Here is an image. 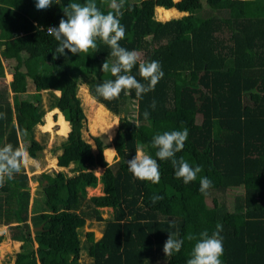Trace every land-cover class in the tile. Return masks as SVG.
<instances>
[{
    "label": "trees",
    "instance_id": "trees-1",
    "mask_svg": "<svg viewBox=\"0 0 264 264\" xmlns=\"http://www.w3.org/2000/svg\"><path fill=\"white\" fill-rule=\"evenodd\" d=\"M53 2L37 9L36 0H0V74L3 60L12 62L13 70L11 99L6 87L0 90V146L21 150L20 141L26 140L28 156L37 158L43 144L33 134L43 122L40 92L45 91L48 109L57 108L66 120L59 116L60 132L70 126L58 165L73 164L74 172L40 173L43 204L30 216L24 165L0 185V222L15 223L12 238L21 241L15 264H80V229L86 220H104V207L112 209V216L105 219L102 235L95 239L92 231L84 234L92 264H156L169 234L184 244L172 256L164 255V264H186L196 243L187 236L199 237L205 230L211 235L217 224L223 226L221 264H264V0H126L120 46L140 52L143 61H158L164 75L142 97L132 89L114 100L96 92L98 85L116 79L100 69L105 60L110 66L114 62L111 48L97 39L94 53L72 54L66 49V55H59V42L45 31L59 25L68 3L86 0ZM96 3L103 13L111 11L108 0ZM157 6L185 14L160 21L154 18ZM204 8L208 10L202 12ZM93 66L97 71L88 83L89 94L115 114L136 110L134 119L120 120L112 139L117 160L110 165L102 154L103 140L94 138L93 152L81 134L85 115L77 77L93 73ZM130 74L148 83L139 74V63ZM30 90L32 100L21 98ZM49 124L47 118L44 126ZM184 128L188 137L175 158L203 169L188 184L175 176L170 160L156 157L152 147L156 134ZM137 149L157 160L159 183L137 179L127 167ZM91 166L104 170L97 177L88 170ZM200 177L212 182L205 192L199 190ZM98 182L102 194L88 197L86 188ZM230 188L242 189L232 210L221 197ZM154 195L163 199L152 203ZM28 219L33 227L41 225L35 231L36 248Z\"/></svg>",
    "mask_w": 264,
    "mask_h": 264
},
{
    "label": "clouds",
    "instance_id": "clouds-1",
    "mask_svg": "<svg viewBox=\"0 0 264 264\" xmlns=\"http://www.w3.org/2000/svg\"><path fill=\"white\" fill-rule=\"evenodd\" d=\"M53 3V0H36L35 7L46 9ZM125 3L126 0H108V7L111 11H108L107 14L100 10L96 0H86L84 4L68 3L63 8L64 17L60 19L58 27L47 29V33L59 42L55 50L59 55H66V49L72 54L94 53L98 47L97 39L111 48V56L115 58L114 62L110 66V62L105 60L100 69L103 72L110 71L116 79L107 80L96 88V92L106 100L118 99L122 91L127 94L132 89H135L137 97H142L143 94L154 90L155 85L164 75L158 61H143L136 51H129L120 46L119 41L125 36V28L120 23ZM137 63H139V74L148 81L147 84L141 83L130 74ZM151 107H155V101ZM143 115L147 119L149 113L145 111ZM119 122L115 125H118ZM187 137L188 129L184 128L183 130L156 134L152 140V147L157 149L156 157L160 160H170L175 168V176L181 178L185 184L196 180L198 173L203 170L200 165L192 167L183 158H175L176 153L183 149ZM26 159L27 154L19 149H14L11 144L0 146V185L6 178L11 179L14 175L19 174ZM126 163L137 179L151 181L154 184L160 182L157 160L142 149H137L135 156ZM211 186L212 182L209 178L200 177L199 190L201 192L207 191ZM162 199V196L154 195L150 201L156 203ZM222 229L223 226L217 224L216 231L211 235L207 230L199 233V237L189 234L187 239L195 240L196 243L186 264H221L220 257L224 251L220 237ZM183 244V239H175L169 234L163 244L165 257L179 252Z\"/></svg>",
    "mask_w": 264,
    "mask_h": 264
},
{
    "label": "rangeland",
    "instance_id": "rangeland-1",
    "mask_svg": "<svg viewBox=\"0 0 264 264\" xmlns=\"http://www.w3.org/2000/svg\"><path fill=\"white\" fill-rule=\"evenodd\" d=\"M177 1V0H174ZM223 5L216 6L218 9L224 10ZM173 13L164 18L161 16L158 8L154 9V18L160 21H165L171 18H177L185 14V12H179L174 9ZM208 8H204L203 11H207ZM210 11V10H209ZM201 12V11H199ZM179 13V14H178ZM142 59V54L137 52ZM4 66V71L0 74V90L6 87L7 90L10 91V82L13 80V70H12V62H7L3 60L2 62ZM93 73H90L86 76L80 75L77 77L78 87H77V96L80 99L83 112L85 115L84 126L81 130L82 138L91 145V149L93 152L97 151L95 146L94 138H100L106 144L102 147V154L107 164H112L117 160L116 151L114 146L112 145V139L116 135L117 130L119 129L118 121L121 120L122 117L127 116L129 119H134L136 116V110L131 108L128 111H121L118 114H115L106 109L102 104H98L88 91V83L91 79L94 78L95 72L97 71V66H93ZM8 91V92H9ZM41 103L43 108L45 109V113L43 116L42 124L36 125L34 128V138L40 141L43 144V149L38 153L37 158H31L28 156L26 146L27 141H20L21 151L27 154L26 163L24 164V171L27 175V184L29 187V205H28V215L32 214V211H35V208L39 210L43 204V194L42 191L38 190V188L43 185L41 180L39 179V174L42 172L53 173L57 171H62L67 175H73L72 171L73 164H69L67 167H61L57 162V155L61 152L60 145L65 140L70 130V126L68 123V129L66 133H62L61 125L59 123V116H62V113L57 108L48 109L50 97L48 93L45 91H41ZM55 94H59V92H55ZM12 96V92H10L9 99ZM21 98L32 100L33 99V90L28 91L27 93L21 94ZM91 98V99H90ZM97 102V103H96ZM99 105V106H98ZM102 106V108H101ZM100 108V109H99ZM57 110L59 112H57ZM49 118L50 124L49 127H45L46 119ZM65 120V119H64ZM199 120V117H198ZM66 121V120H65ZM114 122V127L110 131H107V126ZM93 124V125H92ZM106 125V126H105ZM96 127V128H95ZM91 129V130H90ZM113 131V132H112ZM112 133V134H111ZM111 134V135H110ZM111 137V139H110ZM112 149L113 155L108 157L107 150ZM88 170H92L93 173L99 177L103 172L104 168L99 166H91ZM102 194V184L100 182L97 183L96 186L91 187L88 186L86 188V195L89 197L91 195H100ZM242 194L241 188H230L226 191V193L221 196L226 203V206L229 210H232L233 203L235 197ZM211 197L212 194L207 198V205L211 206ZM101 215L104 220L96 221V220H86L83 228L80 229V238L82 240V249L79 255L78 262L80 264H92V259L87 255L85 246V232L92 231L94 234V238L98 239L102 235V230L104 227L105 219H109L112 216V209L110 207L101 208ZM30 234L33 240V247H37V241L35 236V231L32 230L33 226L30 223ZM15 223H2L0 222V264H15L16 253L21 249V241L14 240L12 238L13 228L12 225ZM165 257L164 253L157 259L156 264H164Z\"/></svg>",
    "mask_w": 264,
    "mask_h": 264
},
{
    "label": "bare ground",
    "instance_id": "bare-ground-1",
    "mask_svg": "<svg viewBox=\"0 0 264 264\" xmlns=\"http://www.w3.org/2000/svg\"><path fill=\"white\" fill-rule=\"evenodd\" d=\"M157 8H158V10H159V12L161 13V16L160 17H164V18H166V17H168V16H170L173 12H174V10H173V8H169V9H165V8H162V7H158L157 6ZM174 14L175 13H173V16H174ZM179 14V13H178ZM91 99V98H90ZM97 103V102H96ZM98 104H100V103H98ZM99 106V105H98ZM101 108H102V106H101ZM100 109V108H99ZM93 125V124H92ZM106 126V125H105ZM113 127H114V122L113 123H111L109 126H107V131H110L111 132V129H113ZM96 128V127H95ZM91 130V129H90ZM113 132V131H112ZM112 134V133H111ZM110 134V135H111ZM108 155V157L109 156H112L113 155V153H110V154H107Z\"/></svg>",
    "mask_w": 264,
    "mask_h": 264
},
{
    "label": "water",
    "instance_id": "water-1",
    "mask_svg": "<svg viewBox=\"0 0 264 264\" xmlns=\"http://www.w3.org/2000/svg\"><path fill=\"white\" fill-rule=\"evenodd\" d=\"M43 188H44V185H41V186L38 188V190L42 191ZM39 229H41V225H40L39 227H33V228H32L33 231H36V230H39Z\"/></svg>",
    "mask_w": 264,
    "mask_h": 264
},
{
    "label": "built area",
    "instance_id": "built-area-1",
    "mask_svg": "<svg viewBox=\"0 0 264 264\" xmlns=\"http://www.w3.org/2000/svg\"><path fill=\"white\" fill-rule=\"evenodd\" d=\"M49 27H58V25L53 24V25H49V26L45 27V31H46V33H47V29H48Z\"/></svg>",
    "mask_w": 264,
    "mask_h": 264
},
{
    "label": "crops",
    "instance_id": "crops-1",
    "mask_svg": "<svg viewBox=\"0 0 264 264\" xmlns=\"http://www.w3.org/2000/svg\"><path fill=\"white\" fill-rule=\"evenodd\" d=\"M8 91H9V90H8ZM10 92H11V91L8 92L9 96H10ZM10 99H11V98H10ZM110 153H111V152H108L107 154H110ZM109 157H111V156H109Z\"/></svg>",
    "mask_w": 264,
    "mask_h": 264
}]
</instances>
